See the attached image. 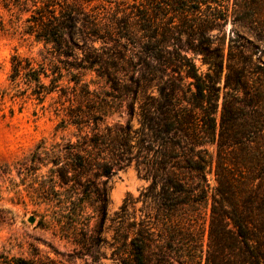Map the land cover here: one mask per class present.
<instances>
[{
  "label": "trees",
  "instance_id": "obj_1",
  "mask_svg": "<svg viewBox=\"0 0 264 264\" xmlns=\"http://www.w3.org/2000/svg\"><path fill=\"white\" fill-rule=\"evenodd\" d=\"M92 1L102 0H8L29 11L24 32L49 52V74L46 66L32 68L33 94L41 101L59 89L68 103L58 127L73 128L75 140L49 147L51 222L58 236L74 244L77 252L96 255L106 242L102 233L112 229L110 246L119 264H264V82L228 64L224 84L229 90L217 112L220 62L207 61L206 72L185 56L158 62L146 66L148 73L162 79L167 67L172 73L182 69L192 90L182 91L180 97L170 75L165 84L158 83L155 96L143 98L139 127L106 123L116 111L117 96L91 89L90 82H81L72 72L90 70L106 80L111 77L101 54L86 43L114 41L115 23H120L103 21L100 14L112 7L100 10ZM191 1L221 5L230 0ZM142 9L139 14L133 11L138 17L134 27L139 23L136 31L147 42L162 44V28L152 11L156 7L150 9L152 14ZM182 9L180 13L187 11ZM232 14L238 21L264 16V0H233ZM23 59L12 57L13 77L23 68ZM55 59L68 66L66 75L55 69ZM41 76L49 77V83ZM64 76L74 85L60 86ZM213 143L214 166L205 146ZM132 161L149 184L136 199L126 197L108 217V179ZM212 168L211 188L207 174ZM137 200H150L149 210L138 220L130 211ZM94 216L96 222L90 226ZM107 221L111 228L105 227Z\"/></svg>",
  "mask_w": 264,
  "mask_h": 264
},
{
  "label": "rangeland",
  "instance_id": "obj_2",
  "mask_svg": "<svg viewBox=\"0 0 264 264\" xmlns=\"http://www.w3.org/2000/svg\"><path fill=\"white\" fill-rule=\"evenodd\" d=\"M232 2L216 5L191 0L92 1L100 10L105 5L112 7L111 12L100 14L103 21L117 19L120 23H115L114 41L86 43L101 54L102 65L110 70L111 77L106 80L90 70L72 72L80 76L81 82H90L91 89L117 96L116 111L106 123L124 125L128 122L132 129L139 127V106L143 98L155 96L158 83L165 84L170 75L176 79L180 97L182 91L188 94L192 90L190 79L184 76L182 69L172 73L167 67L162 79L148 73L146 66L158 62H175L185 56L200 72L208 71L207 61L220 62L217 112L221 109L223 94L229 90L224 84L228 64L240 67L248 78L264 82V16L258 14L253 19L238 21L232 14ZM152 7H156L152 11L156 12L162 28V44L147 42L143 33L136 31L139 23L134 27L138 17L133 11L139 14L145 8L152 14ZM182 8L187 11L180 13ZM28 15L29 11L12 6L8 0H0V264H119L110 246L112 229L102 233L106 242L100 245L96 255H89L77 252L74 244L60 238L51 222L49 147L62 140L74 141L75 137L73 128L58 127L63 106L68 104L61 91L53 90L41 101L33 94L36 85L32 68L46 66L49 74V52L42 42L24 32ZM193 23L197 27H191ZM77 53L80 56L81 51ZM14 55L26 60L21 61L23 68L13 77ZM54 67L67 74L68 66L57 59ZM41 80L49 83V77L41 76ZM59 84L74 85L66 76ZM205 146L214 166L216 143ZM132 152L134 154L136 149ZM207 178L212 188L215 185L213 168ZM148 184L149 179L137 171L134 161L116 170L107 182L108 217L119 209L126 197L136 199ZM149 205L150 200L145 204L137 200L130 211L138 220L149 210ZM88 212L92 209L88 208ZM203 213L204 208H201L196 218L199 224ZM95 222L96 216L90 220V226ZM109 224L107 221L105 227H110Z\"/></svg>",
  "mask_w": 264,
  "mask_h": 264
}]
</instances>
